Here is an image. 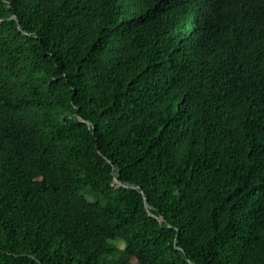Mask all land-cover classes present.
Returning a JSON list of instances; mask_svg holds the SVG:
<instances>
[{
	"label": "trees",
	"instance_id": "16d2710c",
	"mask_svg": "<svg viewBox=\"0 0 264 264\" xmlns=\"http://www.w3.org/2000/svg\"><path fill=\"white\" fill-rule=\"evenodd\" d=\"M0 264H264V0H0Z\"/></svg>",
	"mask_w": 264,
	"mask_h": 264
},
{
	"label": "water",
	"instance_id": "95a60500",
	"mask_svg": "<svg viewBox=\"0 0 264 264\" xmlns=\"http://www.w3.org/2000/svg\"><path fill=\"white\" fill-rule=\"evenodd\" d=\"M117 184H119V182H117Z\"/></svg>",
	"mask_w": 264,
	"mask_h": 264
}]
</instances>
